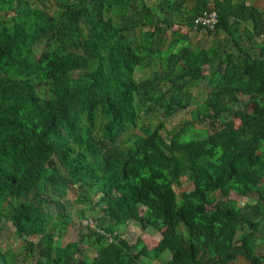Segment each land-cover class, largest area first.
Here are the masks:
<instances>
[{"label":"trees","instance_id":"16d2710c","mask_svg":"<svg viewBox=\"0 0 264 264\" xmlns=\"http://www.w3.org/2000/svg\"><path fill=\"white\" fill-rule=\"evenodd\" d=\"M212 10L214 29H195ZM202 30L211 42L190 44ZM260 37L264 0H0V264H137L165 251L162 264H264ZM199 81L204 98L190 91ZM182 177L193 188L178 198ZM70 191L82 231L62 245ZM87 209L101 215L83 225ZM6 222L18 254L3 245ZM130 223L161 238L131 243L118 232Z\"/></svg>","mask_w":264,"mask_h":264},{"label":"rangeland","instance_id":"374dc122","mask_svg":"<svg viewBox=\"0 0 264 264\" xmlns=\"http://www.w3.org/2000/svg\"><path fill=\"white\" fill-rule=\"evenodd\" d=\"M177 21L181 22L183 21V17L181 15H179L176 18ZM181 24H177L174 26V28H179V32L183 33V32H187L185 27H180ZM242 31V29L240 28L237 33L240 34ZM213 38V36L210 37H206V34H204L203 30L199 31V32H195V31H189L188 32V39L190 44H196L197 42H205V40H208V43H204L205 46H207V44H209V42H211V39ZM222 38V36H221ZM259 44H262L264 42V37H260L257 39ZM199 44V43H198ZM253 52H256V50H253ZM159 66V62L156 63V67ZM150 69H144V68H138L135 72V77L136 78H140L143 76H146L150 73ZM192 95L196 96L198 95L200 98H204L205 94H200V92L205 91V87H204V83L202 81H199L197 85H193V87L190 89ZM193 108V107H192ZM191 107L188 109H185L183 111H179L176 114H174L173 116L169 117L168 119H166L165 121V130L166 131H162L163 136H167L168 133H170L173 130H176L179 125L181 123H183L185 120H189L191 118ZM144 123H147V119H143ZM235 124H238V120H235ZM195 127H200V125L196 124ZM137 132V131H136ZM193 188L192 183L186 178V177H182L180 179V183L178 185L174 186V189L176 191V194L178 196V198L180 197V194L182 191H189L190 189ZM74 196L75 193L70 191L68 193V195L66 196V199H69L70 201H72V206L70 207V213H71V219H70V223L66 229V232L64 233L62 240H61V244L64 245L69 241L75 240L78 236L79 233L82 231V221H80L79 217H78V209L79 208H83L84 205L83 204H77L74 202ZM230 197L232 199H235L237 201V203L239 205H242L244 202V199L235 195V194H231ZM98 209V208H97ZM99 215H101V212H99L98 210H86L85 212V220H83V225H85L86 223L88 224H93V222L95 221V218H97ZM7 226H9V231L6 229H3V245L6 244V246L11 248V251L14 254H18L20 252V248H19V243L20 240L17 237H14L12 235V230L13 228L10 227V225L6 222ZM10 232V233H9ZM118 232L120 234V236H122L123 238L129 240L131 243L135 242L138 238H141L145 244L147 245L148 248H152L153 246H155L158 242V240L161 238V233L160 231H158L157 229L153 228V227H148L145 230H142L138 225L134 224V223H130L124 226H119L118 227ZM260 234H264V224L262 226V228L260 229ZM33 241L38 240V236H34L31 238ZM256 252H264V244H259L258 248L256 249ZM170 257V252L169 251H165L163 252L162 256L160 259L157 260H153L150 258H146V257H140V259L138 260L137 264H162V262L164 260H167ZM29 264V263H26Z\"/></svg>","mask_w":264,"mask_h":264},{"label":"built area","instance_id":"2783aa9c","mask_svg":"<svg viewBox=\"0 0 264 264\" xmlns=\"http://www.w3.org/2000/svg\"><path fill=\"white\" fill-rule=\"evenodd\" d=\"M217 21L218 17L216 11H207L195 17L193 20V26L195 29L202 28L212 30L217 24Z\"/></svg>","mask_w":264,"mask_h":264}]
</instances>
